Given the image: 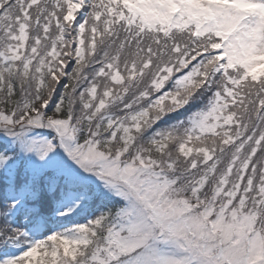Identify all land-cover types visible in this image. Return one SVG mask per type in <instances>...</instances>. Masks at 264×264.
I'll return each mask as SVG.
<instances>
[{"label":"snow or ice","instance_id":"6c2138e0","mask_svg":"<svg viewBox=\"0 0 264 264\" xmlns=\"http://www.w3.org/2000/svg\"><path fill=\"white\" fill-rule=\"evenodd\" d=\"M0 264H264V0H0Z\"/></svg>","mask_w":264,"mask_h":264}]
</instances>
